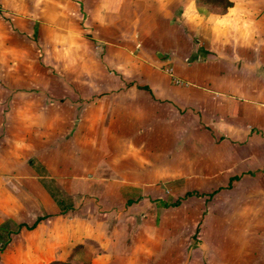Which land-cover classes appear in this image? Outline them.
I'll return each mask as SVG.
<instances>
[{
    "label": "crops",
    "instance_id": "0c3cea01",
    "mask_svg": "<svg viewBox=\"0 0 264 264\" xmlns=\"http://www.w3.org/2000/svg\"><path fill=\"white\" fill-rule=\"evenodd\" d=\"M227 1L0 0V264H264V2Z\"/></svg>",
    "mask_w": 264,
    "mask_h": 264
},
{
    "label": "trees",
    "instance_id": "16d2710c",
    "mask_svg": "<svg viewBox=\"0 0 264 264\" xmlns=\"http://www.w3.org/2000/svg\"><path fill=\"white\" fill-rule=\"evenodd\" d=\"M206 4H213V5H222L223 7H229L230 3L227 0H200ZM188 194L187 196H189ZM130 202H127V205H129ZM170 206L175 207V204H171ZM197 233V229H195L194 234ZM94 253L91 248H87L84 246H76L73 248L70 252L69 257L63 261H52L48 264H70L72 261L76 260V262H80L83 264H86L89 262V260L93 257Z\"/></svg>",
    "mask_w": 264,
    "mask_h": 264
},
{
    "label": "rangeland",
    "instance_id": "374dc122",
    "mask_svg": "<svg viewBox=\"0 0 264 264\" xmlns=\"http://www.w3.org/2000/svg\"><path fill=\"white\" fill-rule=\"evenodd\" d=\"M261 1H263V2H264V0H261ZM260 8H261V6H260ZM194 237H195V235H194Z\"/></svg>",
    "mask_w": 264,
    "mask_h": 264
},
{
    "label": "built area",
    "instance_id": "2783aa9c",
    "mask_svg": "<svg viewBox=\"0 0 264 264\" xmlns=\"http://www.w3.org/2000/svg\"><path fill=\"white\" fill-rule=\"evenodd\" d=\"M175 83H177V82H175Z\"/></svg>",
    "mask_w": 264,
    "mask_h": 264
}]
</instances>
